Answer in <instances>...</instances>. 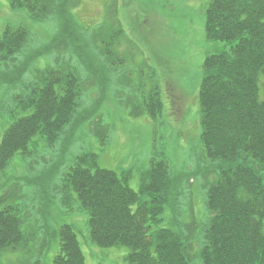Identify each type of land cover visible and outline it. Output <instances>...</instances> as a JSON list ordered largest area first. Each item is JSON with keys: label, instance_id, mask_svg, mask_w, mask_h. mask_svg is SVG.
I'll list each match as a JSON object with an SVG mask.
<instances>
[{"label": "trees", "instance_id": "1", "mask_svg": "<svg viewBox=\"0 0 264 264\" xmlns=\"http://www.w3.org/2000/svg\"><path fill=\"white\" fill-rule=\"evenodd\" d=\"M9 1L12 8L26 9L37 21L55 19L61 25L59 35H67L66 30L75 34L73 29L80 26L69 7L72 0ZM115 23L98 32L102 39L112 38L108 46L124 34L118 18ZM205 31L208 40L224 42L229 48L210 54L203 63L201 141L212 165L199 173L216 177L207 187L208 217L202 236L192 238L188 233L187 224H193L180 212L185 175L175 177L166 159L151 158L149 168L141 174L139 191L129 184L131 170L119 174L103 168L96 153L80 156L64 179L67 192L63 204H71L74 191L78 207L88 214L92 241L100 247L127 246V260L133 264H264V99L260 85L264 75V0H210ZM27 36L24 27L8 26L0 33V61L12 68ZM105 49L110 53V47ZM80 55L73 53L78 64L75 69L47 67L42 74L25 79L31 70L21 64L0 79L8 85L24 82L21 88L27 92L14 106L27 114L13 118L4 132L0 171L17 154L31 155L35 138L55 143L64 136L68 141L85 123L95 122V110L102 99L88 110L79 107L77 70L82 65L94 69L92 62H86L90 68L85 66ZM150 95L137 107L134 103L133 116L148 113L155 118L161 112L159 89ZM17 183L27 186L34 182ZM5 198L14 205L0 209V252L27 254L33 234L26 232L21 202L8 193ZM59 237L61 248L54 264H86L74 228L62 225ZM195 242L197 261L191 257Z\"/></svg>", "mask_w": 264, "mask_h": 264}, {"label": "rangeland", "instance_id": "2", "mask_svg": "<svg viewBox=\"0 0 264 264\" xmlns=\"http://www.w3.org/2000/svg\"><path fill=\"white\" fill-rule=\"evenodd\" d=\"M209 3L210 0H72L69 7L81 27L73 29L75 34L66 30L67 35H59L61 25L55 19L37 21L26 9H14L9 0H0V33L8 26L28 31L13 69L14 65L27 64L31 73L25 79L42 74L47 67L75 69L78 64L73 53L80 52L81 62H92L95 70L88 69V64L87 69L81 64L77 70L79 107L88 110L102 99L93 124L85 123L68 141L64 136L55 143L35 138L31 155L17 154L0 171V209L14 205L5 198L7 193L15 196L22 205L20 215L26 218V232L33 234L27 254L0 252V264H54L61 248L59 228L64 224L74 228L86 264H133L127 260V246L100 247L92 241L88 214L78 207L74 191L71 204H63L66 174L85 153L98 154L101 167L119 174L131 170L129 184L136 191L140 190L141 174L149 168L151 158L166 159L175 177L185 175L180 212L186 222L193 224H187L188 233L192 238L202 236L208 217L207 187L216 177L199 173L212 165L201 141L199 93L203 63L210 54L229 48L224 42L206 37ZM117 18L124 34L108 46L112 38L102 39L98 32L116 26ZM106 47H110V53ZM12 68L0 61V79ZM23 84L0 83V144L13 118L27 114L14 107L27 94L21 88ZM260 85L264 99V75ZM158 89L163 101L161 112L155 118L148 113L133 116L134 103L137 107ZM17 180L34 183L19 186ZM198 253L197 242L192 243L193 261L198 260Z\"/></svg>", "mask_w": 264, "mask_h": 264}]
</instances>
